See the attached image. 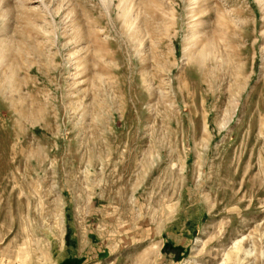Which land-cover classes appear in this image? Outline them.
<instances>
[{
	"label": "rangeland",
	"instance_id": "374dc122",
	"mask_svg": "<svg viewBox=\"0 0 264 264\" xmlns=\"http://www.w3.org/2000/svg\"><path fill=\"white\" fill-rule=\"evenodd\" d=\"M0 264H264V0H0Z\"/></svg>",
	"mask_w": 264,
	"mask_h": 264
},
{
	"label": "crops",
	"instance_id": "0c3cea01",
	"mask_svg": "<svg viewBox=\"0 0 264 264\" xmlns=\"http://www.w3.org/2000/svg\"><path fill=\"white\" fill-rule=\"evenodd\" d=\"M110 173H113L112 171H109L107 169H103L98 171V179H95V176L93 178L92 184H91V190L93 193V196H91V200L95 202L96 204L99 203L100 200L104 201L106 197V192L109 191L111 188L117 189V192L119 190H123V186H127V182H125V178H128L127 173L125 174L123 170L120 171H114V174L116 175L117 179L110 180Z\"/></svg>",
	"mask_w": 264,
	"mask_h": 264
}]
</instances>
